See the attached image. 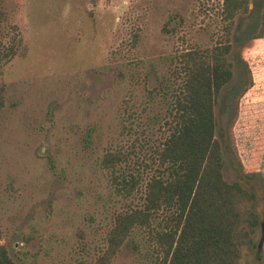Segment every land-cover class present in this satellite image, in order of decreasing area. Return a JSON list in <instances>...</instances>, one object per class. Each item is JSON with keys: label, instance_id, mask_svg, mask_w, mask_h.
Here are the masks:
<instances>
[{"label": "rangeland", "instance_id": "1", "mask_svg": "<svg viewBox=\"0 0 264 264\" xmlns=\"http://www.w3.org/2000/svg\"><path fill=\"white\" fill-rule=\"evenodd\" d=\"M221 0H0V227L16 264H89L118 213L144 206L166 135L178 56L229 37L234 71L215 107L223 173L255 197L236 264H264V0L227 36ZM117 155L112 159L111 156ZM139 185L127 195L122 179ZM135 227L112 264H157Z\"/></svg>", "mask_w": 264, "mask_h": 264}, {"label": "trees", "instance_id": "2", "mask_svg": "<svg viewBox=\"0 0 264 264\" xmlns=\"http://www.w3.org/2000/svg\"><path fill=\"white\" fill-rule=\"evenodd\" d=\"M219 10L228 36L235 17L250 10V0H221ZM258 36H264V11ZM231 51L226 37L206 50L180 53L167 131L155 149L158 166L146 182L144 206L116 215L106 249L89 264H112L132 230L150 227L153 215L162 210H169L172 220L154 232L161 250L157 264H236V229L243 223L258 225L259 215L251 207L254 193L225 179L224 152L216 138L215 107L234 75ZM139 183L136 176L121 181L127 195ZM0 264H16L2 242L1 227Z\"/></svg>", "mask_w": 264, "mask_h": 264}]
</instances>
